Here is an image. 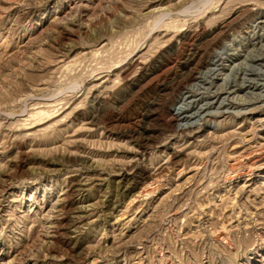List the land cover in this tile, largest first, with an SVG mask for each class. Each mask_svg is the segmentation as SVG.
I'll return each instance as SVG.
<instances>
[{"label":"rangeland","instance_id":"374dc122","mask_svg":"<svg viewBox=\"0 0 264 264\" xmlns=\"http://www.w3.org/2000/svg\"><path fill=\"white\" fill-rule=\"evenodd\" d=\"M214 60L264 68V0H0V264H264V100Z\"/></svg>","mask_w":264,"mask_h":264},{"label":"bare ground","instance_id":"6f19581e","mask_svg":"<svg viewBox=\"0 0 264 264\" xmlns=\"http://www.w3.org/2000/svg\"><path fill=\"white\" fill-rule=\"evenodd\" d=\"M222 52H223V50H222ZM218 56H221L220 53ZM237 63H239V62H237ZM211 65H212V63H211ZM261 65H262V63H261ZM217 66L218 65L216 64V60H214L213 66H210L209 68H207L202 76L210 79L209 82H206L207 87H204V88H206V90L208 92L211 91L210 88H215L214 91L212 90L213 91L212 94L214 97L213 99L219 100V104H218L219 106L223 105L226 109H229V108H232L234 106H238V104H243V105L247 104L248 105L250 103L251 104L254 103V101L257 102L258 100H260L259 101V103H260L261 101L264 100V94L262 93L264 91V71H263L264 68L262 69V68L257 67V66H249L246 63L239 64L230 70L232 72L233 71H235V72H239V71L242 72L243 71V73H242L243 76L241 77L242 79L239 83L235 82L233 77H232L233 79H231V77H230L231 74L230 75L226 74L224 76V78H222V84L219 86L213 87L214 78H217L216 76L218 75V67ZM248 68H251L250 71H252V75H253V72H254V74L257 75V77L255 76L256 78H251L248 76V75H250L249 73L246 72L249 70ZM199 85H200V83H199ZM239 90H242L244 92L243 93L244 95H242L241 98L236 94V93H238ZM255 91H257V93H255ZM191 97H192V95L184 94L181 101L179 102V104L174 109V112H175L174 114L176 116H178V118L180 120L186 121L185 123H181V124L179 123L178 124L179 127H182V128L190 127L193 124V121H195L197 118H199L200 115H202V113L204 111L203 106H199L194 112L189 113V110H188L189 102H190L189 99H191ZM206 105H207V103L204 106H206ZM207 107H208V105H207ZM239 111L237 110V112H239Z\"/></svg>","mask_w":264,"mask_h":264}]
</instances>
